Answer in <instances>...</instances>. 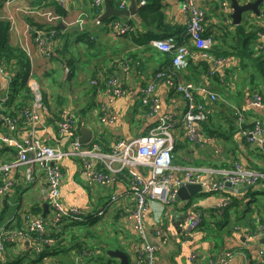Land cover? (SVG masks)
<instances>
[{
	"label": "crops",
	"instance_id": "crops-1",
	"mask_svg": "<svg viewBox=\"0 0 264 264\" xmlns=\"http://www.w3.org/2000/svg\"><path fill=\"white\" fill-rule=\"evenodd\" d=\"M140 1H136L135 13L108 20L132 25V30L112 33L106 28L104 22L99 24L94 22L95 15L103 12V5L98 12L94 9L93 17L92 0H67L64 7L57 0L45 3L40 0H0V17L9 21L10 42L26 50L32 65L33 79L38 82L40 90L42 86L45 87L44 93L47 97L46 103L49 104V113L47 116L44 111L38 112L37 119L33 123L36 136L43 142L55 143L49 138L55 132L56 125L50 113L52 111L50 107H54L60 117L62 115L73 117L75 114L78 115L81 126L92 132L87 141L95 140L99 148L104 151H109L118 139L128 140L143 135L152 124L157 123L165 116H171L173 122L176 123L172 129L174 143L179 141L182 145L179 150H176L173 144L172 160L174 164L228 169L232 162L237 161L243 168L264 171L263 154L254 143L249 142L241 134L243 127H250L257 120L260 121L264 131V106H255L250 103L257 94H260L264 100V85L259 77L252 78V75L257 74L248 65L249 63L244 67L240 58L234 56V53L215 56L216 59L213 60V63L210 62L212 70L216 71L219 78L215 81L209 77L208 70L202 67L189 70L185 66L182 70L178 69L177 71L184 81L195 85H204L217 95L215 100L209 99L204 93L197 95L204 109L202 118L195 122L197 133L195 141L189 140L186 136L184 125L181 122L184 98L168 82L159 80L155 85L152 92V100L157 105L155 111H151L152 102L147 105L141 103V88L153 80L156 71L169 66L171 61V54L156 49L151 45L150 40L173 37L179 42L185 31L187 15L180 0H159L158 9L161 24L158 22L149 23L148 17L144 18L140 15ZM238 1L243 3L249 0ZM53 2H56L60 11L53 7ZM111 2L114 7L118 8L128 9L131 6V0H111ZM222 2H227L230 9L218 6V0H200V6L205 11L203 26L205 36L209 37L212 43L210 48L213 44L219 43V46L226 48V51L229 52L234 47V37L221 39V31H223L222 27L234 31L235 25L230 19L229 1L222 0ZM263 8L264 4L260 10L262 11ZM245 15L241 24L245 23L248 30L256 29L258 32L257 28L264 26L263 18L251 12ZM39 27H45V31L54 30L51 42L53 52L56 56V48L63 46L66 57L60 60L52 59L41 52L34 42V32L36 29L39 31ZM51 27H57L59 31ZM56 34L60 36L58 37ZM256 44L257 42L254 41V45ZM63 59L66 63L67 59L73 63V66L67 63L70 69L72 68V72L67 75L64 74ZM107 73L112 74L111 77L116 79L117 85L122 91L120 94L112 96L111 91L102 87V83L109 75ZM11 76V68L2 67L0 70V96L6 91L7 82ZM93 80H96L100 86L93 85L91 83ZM47 82L51 86L47 85ZM234 111L238 112L237 121L231 120ZM104 112L112 117V122L104 119ZM240 117L244 119L241 123ZM202 123L216 126L219 128L220 134H208ZM31 126L30 122L18 125L17 137H24ZM235 126H237L236 131L232 129ZM87 141L79 142L85 144ZM1 146L5 145L0 144ZM195 159L198 161L196 164H194ZM0 161H6L4 155ZM59 164L63 173L60 191L66 206L76 205L83 211H90L104 205L111 195L120 196L119 200L106 212L105 217L97 218V224H95L99 232L104 231L100 238L105 243L107 250H122L132 259L142 249L143 241L136 236L134 219L129 213L134 200L127 194L130 185L128 173L123 171L114 175L109 183L100 184L83 176L82 161L78 158L67 157L62 159ZM20 169L12 170L8 174L15 181H19L18 184L21 181ZM136 169L138 173L144 171V168L141 167ZM202 177L209 178L205 174ZM220 177L219 174L211 176L213 179ZM81 178L86 183H83ZM195 184L200 185L202 189L200 192H205V195H199L200 192H197L189 200L175 199L170 204L163 205V209H161L162 204L159 198L155 197L149 201L144 211L148 241L152 244L159 242L160 236L154 232L156 228L162 230V234L166 236L164 246L155 252V264H192L189 260L190 253H195V264H209L215 254L225 252L229 246L239 247L240 250L234 249V255L228 264H248L246 253L242 251L251 252L256 256V250L258 252L262 243L259 240L248 242L241 233L235 230L218 248L209 240L207 241L204 238L205 232H207L206 227L207 229L226 227L230 222L226 216L228 221L222 225L224 213L219 215L216 213L218 203L225 196L223 193L219 194L205 189L200 183ZM42 185L43 183L39 186L28 184V187L23 188L20 196L12 200L13 209L18 208L22 211V208L27 209L30 205L38 204L41 200L39 189ZM84 187H89L88 193ZM250 188L253 189V186L251 185ZM12 193L10 190L3 199L8 202L7 195ZM233 195L243 197V193H233ZM244 202L235 206L238 211L239 207H246ZM254 205L264 209V197L258 195ZM248 208L251 213L247 212V215L239 220V224L242 227L247 226L252 219L253 225L256 227V216H259L258 223H261L262 219L260 221V218L264 219V216L249 204ZM192 210L202 214L203 225L183 233L182 224L185 222L186 214ZM116 214L118 217L115 222L113 220ZM40 217L43 218L42 214ZM9 220H12L11 215L7 221ZM29 244L30 242L27 240L16 242L10 249L11 255ZM2 257L4 258V256ZM52 260H54L53 257L50 263Z\"/></svg>",
	"mask_w": 264,
	"mask_h": 264
},
{
	"label": "built area",
	"instance_id": "built-area-1",
	"mask_svg": "<svg viewBox=\"0 0 264 264\" xmlns=\"http://www.w3.org/2000/svg\"><path fill=\"white\" fill-rule=\"evenodd\" d=\"M50 0H42L45 3ZM61 6H65L67 0H57ZM182 7L186 12V24L184 34L179 42L173 37L154 38L150 43L156 49L171 54L169 66L159 69L154 73L151 82L141 88V103L143 105L152 102L151 111H155L157 105L152 100V92L157 81H166L180 92L184 98V111L181 122L184 125L186 136L191 141L197 139L195 122L202 118L203 104L198 100L197 95L204 93L211 100L217 98L216 93L208 89L204 85H195L189 81H184L178 74V69L186 65V59L191 53L195 56L215 60L209 49L211 41L204 33V17L205 11L200 6V0H180ZM145 0H141L140 4H144ZM264 4V3H263ZM103 5V0H92V6L98 12ZM223 8H229L227 2H222ZM262 6V5H261ZM102 12H100L101 14ZM98 14L94 18L97 21ZM260 18L264 19V8L259 12ZM106 28L112 33H122L132 30V25H128L119 21H109L105 23ZM54 30L45 31L44 29H36L34 32V42L41 52L48 58H51L53 52L51 42ZM264 37V34H262ZM29 58L25 49H23ZM64 74L70 73V69L66 61H63ZM1 64V61H0ZM2 65V64H1ZM0 65V70L2 67ZM91 83L97 87L100 84L93 80ZM27 84L32 94V101L28 111H24V115L28 122L32 124L24 137H17V124L8 115L0 110V144H3L12 150V157L6 161L0 162V203L5 195L19 181L9 177L10 171L21 168L20 179L27 184L38 185L43 183L39 189L41 198L43 197L48 204V218L53 225H59L65 222H73L84 219L86 216L93 215L95 217H103L106 212L119 200V195L113 194L108 197L106 203L102 206L95 207L90 211H83L76 205L66 206L62 200L60 185L63 173L59 162L64 158H78L82 161L83 176L96 183H109L113 176L123 171L129 175L130 185L127 194L133 202L132 209L129 210L131 217L134 219V231L137 237L142 239V249L131 259V264H155V252L166 243V236L162 234V230L156 228V235L160 236L158 243L152 244L148 241L146 225L144 222V211L149 203L155 197L161 200V209L163 205L170 204L175 200L176 190L181 184L200 183L205 189L217 192L219 194L224 191V182L238 184L247 182L254 185L259 179H264V171L252 168H243L238 162L228 169H213L209 167H188L179 166L173 163V132L175 122L171 116H165L157 123L152 124L148 131L140 136L132 139H118L115 145L109 150H101L98 143L92 139L85 144H81L79 138V125L77 120L69 115H62L60 120H55V132L49 138L54 140V144L43 142L35 134L33 123L36 121L38 112L44 111L48 116V105L43 98L40 86L33 79L32 65L30 63ZM102 87L111 91L112 96L120 94L122 91L117 85L114 77L108 76L102 83ZM8 96L6 91L0 96L1 102H5ZM255 106H264V100L260 94H257L250 102ZM104 119L112 122V117L104 112ZM240 123L244 120L239 118ZM259 120L254 121L250 127H243L241 134L251 143H254L264 156V133ZM137 167L144 168V171L138 173ZM176 175L174 176V173ZM208 175V179H204L202 175ZM213 174H219L221 177L213 179ZM148 175V176H146ZM19 179V180H20ZM224 197V196H223ZM229 198H222L218 203V209L223 212V208L229 204ZM202 214L198 211H189L186 214L185 222L182 224L183 233L190 232L197 228ZM259 217H256V227L248 229L240 225L233 229L240 232L248 242L259 240L264 236V224L258 223ZM4 224L0 225V253L5 250V241L22 242L27 240L31 243L30 233L41 232L44 228V221L40 215L31 216L22 228L16 226L4 229ZM44 243L52 244V238H46ZM41 247L34 246V250L40 251ZM262 262H264V252L258 250ZM234 252H223L215 254L209 264H228ZM189 260L195 264V253H190ZM51 257L45 256L41 263H50ZM264 264V263H261Z\"/></svg>",
	"mask_w": 264,
	"mask_h": 264
},
{
	"label": "trees",
	"instance_id": "trees-1",
	"mask_svg": "<svg viewBox=\"0 0 264 264\" xmlns=\"http://www.w3.org/2000/svg\"><path fill=\"white\" fill-rule=\"evenodd\" d=\"M136 1L139 2L140 0ZM40 2H42V0H40ZM53 7L56 8V10L59 9V6L56 4V2H53ZM158 8L159 0H145V3L143 5L141 4L140 6V15L144 18L148 17L149 23L158 22L159 24H161V18L159 17L160 12ZM94 9L95 8L92 6L93 17L95 15ZM60 10L61 9H59V11ZM108 22L105 21L104 23L107 24ZM51 28L59 31V28L57 27ZM222 28L223 31H221L222 34L220 38L223 39L227 37H234V47L231 48L232 51L227 52L226 48L219 46V43L213 44L212 48L209 49L211 56L216 59L215 56H225L227 54L234 53V56H238L240 58V62H242L244 67H246L249 63L248 65H250L257 74L252 75V78L259 77L262 84L264 85V37H262V34H264V26L257 28L258 32H256V29L248 30L245 23L235 25L234 31H230L225 27ZM39 29L45 30V27H39ZM56 35L58 37L60 36L59 34ZM215 38L217 39V36H215ZM231 41H233V39H231ZM254 41L257 42L256 45H254ZM63 49V46H61V48H56L57 55L55 56L54 54L51 58L60 60L61 58L66 57ZM191 52L192 51H190V55H188L186 59V68H188L189 70H193L196 67H202L203 69L208 70V72L210 73L209 77L212 79V81L218 80L219 78L216 71L212 70L211 68V63L213 62L209 59L195 56ZM0 61L2 67L11 68L12 72V76L9 78L6 89L8 98L5 102H1L0 100V110L2 113L12 118L17 125H20L24 122L28 123V120L24 115V111H28L32 101V94L27 84V78L30 69L29 58L20 46L13 45L10 42L9 21L3 19L2 17H0ZM63 61H65V59H63ZM67 63L73 66V63L70 59H67ZM71 70L72 68L70 69V72H72ZM107 74H109L107 76H112V74L110 73ZM43 98L44 101L47 102L46 95H43ZM217 101L219 102L220 100ZM50 109H52L50 113L53 117V120H60L61 117L60 115H58L59 113L56 111V109H54V107H50ZM232 113L233 118H231V120L237 121L238 112L234 111ZM74 116V118L77 120V124L81 126V121L78 119L79 116L76 114ZM202 124L204 130L208 134H220L219 128H217L216 126H211L206 123ZM232 129L236 131L237 126ZM174 147L176 150H179L182 145L179 141H175ZM0 152L1 157L2 155H4L5 160L10 159L13 153L12 150L6 146H1ZM197 162L198 161L195 159L194 164H196ZM234 163H237V161L232 162L229 167H232ZM222 193L226 198H229L230 200L229 204L223 208L224 221H222V225L228 221L226 217L227 210L232 206H239V204L243 201H245L244 204L246 203V207H239V211L237 212L235 220L239 221L247 215V212L251 213V210L248 208V204L253 209L255 207L258 211H260V215L264 216V209L258 208V206L254 205L258 195H262L264 197V179L257 180L253 185V189L250 188L249 190L244 192L242 198L241 195L240 197H236L235 195H233V193L226 190L222 191ZM198 194L205 195V192H200ZM40 199L41 200L38 204L35 203L33 205H30L27 209H23L21 205L22 211H20L18 208L13 209L11 214L12 220H9L4 224V229L7 231L9 230V227L13 226H16L18 229H20L31 216L41 215L43 212L42 204L46 202V200L43 197L41 198V196ZM6 206L7 202L5 204H3L2 202L0 203V207L2 209H4ZM117 214L113 220L115 222L118 217ZM97 218L99 217L89 215L79 221H67L59 225H53L46 213L43 216V230L41 232H31V243L24 249L11 255L10 249L14 247L16 241H5V250L0 255V264H42L41 260H43L45 256L54 258V260H52V263L50 264H117L118 261L115 258L108 256L106 253L107 247L100 238V236L103 235L104 231L102 230L99 232L96 229ZM203 219V216H201L197 228L203 225ZM260 221L264 224L263 218H260ZM246 228H254L252 219ZM46 238H52L54 242L48 245L47 243L43 242V240ZM34 246L41 247L40 251L37 252L36 250H34ZM261 247L264 248V244H261ZM228 248L229 249H226L225 252L232 253L235 252V250H240L239 247L237 248L229 246ZM242 252L246 253L248 264L264 263L262 262L261 256H259L257 250L256 256L255 254L248 251ZM58 254H61L62 257L58 256ZM2 256H4V258Z\"/></svg>",
	"mask_w": 264,
	"mask_h": 264
},
{
	"label": "water",
	"instance_id": "water-1",
	"mask_svg": "<svg viewBox=\"0 0 264 264\" xmlns=\"http://www.w3.org/2000/svg\"><path fill=\"white\" fill-rule=\"evenodd\" d=\"M228 1L231 7L230 19L233 25H238L241 23V20L244 16L243 13L251 12L258 16L260 12V7L264 3V0H249L243 3H239L238 0H228ZM135 12H136L135 0H131V6L128 7V9L114 7L112 5L111 0H103V12L97 17V21L98 23H102L110 20L111 18L125 16V15L128 16ZM79 132H80V136L78 140L80 142L87 141L92 135L91 130L83 126L79 127ZM250 187L251 185L247 182L238 183V184L230 183L229 181L224 182V189L226 191L236 194H242L247 190H249ZM200 191H202V189L199 184H190V183L181 184L176 190L175 199L189 200L193 194ZM2 203L5 204L6 200L3 199ZM42 207H43L42 216H44L48 210V204L44 202L42 204ZM259 242L264 244V236L259 239ZM106 253L108 256L115 258L118 261L117 264H130L129 256L127 255L126 252L122 250L108 249Z\"/></svg>",
	"mask_w": 264,
	"mask_h": 264
},
{
	"label": "rangeland",
	"instance_id": "rangeland-1",
	"mask_svg": "<svg viewBox=\"0 0 264 264\" xmlns=\"http://www.w3.org/2000/svg\"><path fill=\"white\" fill-rule=\"evenodd\" d=\"M221 1L222 0H218V6L221 7ZM246 13H243V15H245ZM245 17H247V15H245ZM68 81V80H67ZM8 83V82H7ZM47 85L51 86V84L49 82H47ZM41 86H42V83H41ZM48 86V87H49ZM44 86H42L41 88V92L43 95H45V91H44ZM94 107V106H93ZM87 117V115H86ZM82 179V178H81ZM83 183H86L83 179L81 180ZM28 187V184L25 183L23 180L20 181V184L14 186L11 191L13 192L12 194L10 195H7V198H8V202H7V206L2 209L0 207V225H3L7 222L8 220V217L12 214V211H13V202L12 200L16 197H19L20 194H21V191L23 188H26ZM87 191V193L89 192V187H84ZM260 199L261 197L258 199L259 202H260ZM216 212L218 213V215L221 213V210H216ZM237 212H238V209L235 207V206H232V208L230 207V209L227 211L226 213V216L228 217L229 219V223L228 225L225 227H221V228H218V227H212L210 229H207V227L205 228L207 232H205V235H204V238L210 242H212L213 244H215L217 246V248L221 245V243L227 239L229 236V234H231V232L233 231V228L235 226H238L240 225V221H233L234 219H236V216H237ZM223 213V212H222ZM250 214V213H249ZM105 217V216H104ZM232 217V218H230ZM256 217H259V216H256ZM105 220V219H104ZM108 221V220H107ZM106 221V222H107ZM105 222V223H106ZM241 226V225H240ZM244 227H247V226H244ZM255 227V226H254ZM236 231V230H235ZM238 232V231H237ZM240 233V232H239ZM260 250L262 252H264V248L260 247ZM259 252V251H258ZM58 256H61V254H58ZM70 259V258H68ZM43 264V263H42ZM54 264V263H53Z\"/></svg>",
	"mask_w": 264,
	"mask_h": 264
}]
</instances>
